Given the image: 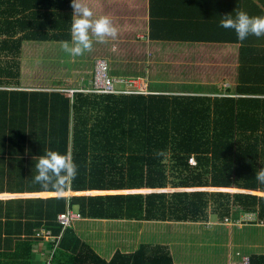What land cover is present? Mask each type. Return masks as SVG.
<instances>
[{
  "label": "trees",
  "instance_id": "trees-1",
  "mask_svg": "<svg viewBox=\"0 0 264 264\" xmlns=\"http://www.w3.org/2000/svg\"><path fill=\"white\" fill-rule=\"evenodd\" d=\"M240 10L264 15V0H149L150 40L238 46L235 84L225 94L148 89L69 97L16 88L22 42L70 40V0H0V169H26L11 180L22 177L27 191L70 189L41 210L42 228L59 240L19 239L12 250H0V264H33L35 243L52 264H173L160 244L104 260L72 224L63 229L57 222L68 209L88 219L170 222H207L210 215L234 222L252 214L249 223L264 224V184L255 178L264 164V37L241 42L219 23ZM46 149L67 153L77 165L60 189L32 179ZM22 202L6 201L7 214L33 216ZM248 264H264V254H251Z\"/></svg>",
  "mask_w": 264,
  "mask_h": 264
},
{
  "label": "crops",
  "instance_id": "crops-1",
  "mask_svg": "<svg viewBox=\"0 0 264 264\" xmlns=\"http://www.w3.org/2000/svg\"><path fill=\"white\" fill-rule=\"evenodd\" d=\"M86 2L92 8L94 16L107 15L118 28L116 40L109 38L107 42L97 44V46L104 47L103 52L106 56L109 55V57L112 58V63L110 62L109 67L110 73L114 77L125 78V76H129L131 73L133 76H139L149 70L147 67H145V70L143 68L141 69L140 66L136 68L132 66L133 68L128 71L127 68L124 67L121 72L117 71V69H113L115 57L110 56L112 55L110 52L118 51L117 47L120 46H141V57L136 55V59L140 57L138 62L145 58V51L150 53V49L153 50L155 46H174L178 48L207 46L221 48L223 51H227V49L231 47L238 48L236 44L228 43L150 40L148 38L149 0H86ZM53 43L56 42H22L19 87L16 88V90L27 92H58L61 91L60 89H75L81 87L83 82L80 84L79 79H85V87L89 85L93 71L90 73L85 69V65L83 64L85 62L81 64L78 62L75 63L77 57H72L68 54H64V56L61 57L59 55L60 53L56 51V49L61 51L62 47H59L61 44L52 48L51 45ZM34 44L43 49L51 50L43 53L39 50L34 51ZM93 45H96V43L94 42ZM113 45L115 46V51L111 49ZM30 50L35 53L27 56L26 52ZM94 52L95 51H89L87 55L90 56ZM56 60H59V63L56 62ZM63 61L66 62L64 69L60 66V62ZM60 77L63 79L59 83ZM75 77L78 79L72 81ZM49 80L50 83L47 84L46 82ZM63 81H65V84H62ZM25 170L26 169H21L19 167L15 169L9 167L0 169V184L2 185V187H0V201L3 202V214L0 216V250L2 251L12 250L14 243L19 239L29 238L35 241L37 237L39 238L43 230L47 231L42 228L44 223V218L43 220L41 219L42 207L48 205L49 199L55 201V198H65L70 195L69 188L61 192L47 190L38 192L34 188L27 191V183L22 177H19L21 178L20 180L18 178L11 180L13 179L11 174H26ZM8 200L24 201L22 203L25 205L26 211L35 212V214L31 217H23L21 214H17L14 211L12 212L15 214H7L6 210L8 209L4 207L8 204L6 203ZM18 203L19 202H15L14 204ZM241 217L242 215L240 218ZM211 218L212 215L209 216L207 222L81 218L72 224V228L78 237L106 261H109L116 251L122 254H130L135 252L142 244L154 245L148 240L142 239L144 230L152 231L154 228L169 231L168 233L175 234L176 238V235L181 231L187 230L192 231L190 233H194L195 235H203L210 239L218 238V236L224 239V244H219V246H217V242L215 241L214 243H210L211 246L204 247L205 249L202 248V250L199 251V254L203 252L205 256L213 255L212 258L210 257L211 259H201L198 257V261L194 260L193 263L188 261L187 264H241L242 255L248 257L251 254H264V224L245 223L240 225L230 222L225 223L226 221L216 224ZM185 232L186 231H184V233ZM228 237L231 238L230 242L234 247H226ZM155 244L164 245L169 248L164 242ZM43 247L44 245L40 243L32 244L33 255L31 260H33V264H44L46 261L47 254H45L46 251L42 250ZM169 250L173 259V264H183L179 256L175 254L171 248H169Z\"/></svg>",
  "mask_w": 264,
  "mask_h": 264
},
{
  "label": "rangeland",
  "instance_id": "rangeland-1",
  "mask_svg": "<svg viewBox=\"0 0 264 264\" xmlns=\"http://www.w3.org/2000/svg\"><path fill=\"white\" fill-rule=\"evenodd\" d=\"M95 43L96 45H93L91 50L95 51L94 53L88 56L87 53L89 52H85L83 55L78 56L77 59H75V63L78 62L81 64L85 62L83 63L85 69L90 73L92 71V66L94 69L96 60L103 59L108 64H110V62L112 63V58L109 57V55L106 56L103 52L104 47L97 46L98 43ZM59 44L60 43H53L51 46L54 48ZM33 46L35 47L34 51L39 50L42 51V53L51 50L43 49L36 44ZM112 48L113 47H111V49ZM117 50L118 51L116 52H110V54H112L110 56L115 57L113 64L116 68L113 67V69H117V71L120 72L123 71L124 67L127 68V71L138 66L144 70L145 67L149 69L147 72L145 71L143 75L138 74L139 76H133L131 73L129 76H125L126 78L130 77L129 79H133V83L137 87L142 88L141 83L145 82L148 89L155 92L191 94L207 93L217 90L220 94H225V90L233 88L235 84L237 72V49L234 47L228 48L227 51H223L221 48L207 46H189L181 48L174 46H155L153 50L150 49V53H147L146 51L144 52L145 58L140 62H138V59L141 57V46H120L117 47ZM34 51L30 50L26 52L27 56L35 53ZM56 51L60 53L59 55L61 57L64 56V54H67L62 48L61 51L59 49H56ZM136 55L140 57H137L136 59ZM56 62L59 63V60H56ZM65 64L66 62L64 61L60 62V66H62L63 69ZM62 79L61 77L59 78V83ZM77 79L78 78L75 77L72 81H76ZM79 80L80 84L83 82V86L81 87H84L86 84L85 79ZM64 82L65 81H63L62 84H65ZM46 83L49 84L50 80ZM114 86L116 89H123L124 87L122 83L120 85L114 84ZM74 210H76V208H74ZM211 219H213L216 224L222 223L219 222L214 215H212ZM251 221H253L252 218H248L247 220L244 215L234 222L224 220L225 223L230 222L240 225ZM184 231L187 233H184ZM184 231H181L176 235V238L175 234L168 233L169 231L154 228L152 231L144 230L142 239L148 240L153 244L164 242L179 256L183 264H187L188 261L191 263H193L194 260L198 261V257L201 259H211L213 255L205 256L203 252L199 254V251L202 250V248L205 249L206 247L211 246L210 243H214L215 241L217 242V246H219V244H224V239L221 236L210 239L203 235H201V237L194 233H190L192 231ZM230 240L231 238L228 237L226 242V247L228 248L233 246V244L231 245ZM244 257L245 256L242 255V259ZM241 264H243V262H241Z\"/></svg>",
  "mask_w": 264,
  "mask_h": 264
},
{
  "label": "clouds",
  "instance_id": "clouds-1",
  "mask_svg": "<svg viewBox=\"0 0 264 264\" xmlns=\"http://www.w3.org/2000/svg\"><path fill=\"white\" fill-rule=\"evenodd\" d=\"M72 9L70 18V40L61 41L64 52L78 57L93 48L94 41L105 43L109 38L116 40L118 28L107 15L94 16L86 0H70ZM219 21L223 28L232 29L238 41H244L249 35L264 37V15H249L246 11H237L235 16L221 15ZM115 51V46L112 48ZM34 165L36 174L32 177L35 183L43 188L60 189L67 181L77 175V165L67 153L46 149L36 157ZM255 171V178L264 184V164Z\"/></svg>",
  "mask_w": 264,
  "mask_h": 264
},
{
  "label": "built area",
  "instance_id": "built-area-1",
  "mask_svg": "<svg viewBox=\"0 0 264 264\" xmlns=\"http://www.w3.org/2000/svg\"><path fill=\"white\" fill-rule=\"evenodd\" d=\"M109 66L108 63L99 59L95 61L94 69L92 73V78L89 81L88 87H82L79 89H61V91L66 92L69 97H72L73 94L77 91L84 92H93L97 94H147L148 87L145 82H142V88L137 87L133 82V79L123 80V79H114L109 75ZM122 83L124 84L123 89H116L114 84ZM190 165H195V160L193 157H190L188 160ZM249 216V217H247ZM244 217L248 220V218H252L254 220V215L246 214ZM81 215L76 211H72L68 209L64 213H60L57 216V222L62 226V228H66L71 226L75 221L80 220ZM39 236H43L46 239L54 240L55 238L59 240L60 236H52L49 231H42ZM243 264H248V257H244L242 259ZM44 264H52L50 259H47Z\"/></svg>",
  "mask_w": 264,
  "mask_h": 264
}]
</instances>
